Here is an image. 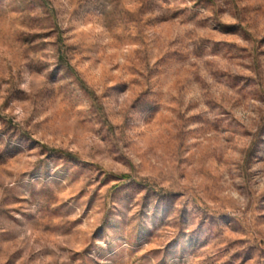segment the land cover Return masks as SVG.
Returning <instances> with one entry per match:
<instances>
[{"label": "rangeland", "instance_id": "rangeland-1", "mask_svg": "<svg viewBox=\"0 0 264 264\" xmlns=\"http://www.w3.org/2000/svg\"><path fill=\"white\" fill-rule=\"evenodd\" d=\"M0 264H264V0H0Z\"/></svg>", "mask_w": 264, "mask_h": 264}, {"label": "trees", "instance_id": "trees-1", "mask_svg": "<svg viewBox=\"0 0 264 264\" xmlns=\"http://www.w3.org/2000/svg\"><path fill=\"white\" fill-rule=\"evenodd\" d=\"M70 155V154H69ZM70 157H72V155H70ZM70 159H73V158H70ZM125 177H128L127 175H125V176H123V178H125Z\"/></svg>", "mask_w": 264, "mask_h": 264}]
</instances>
